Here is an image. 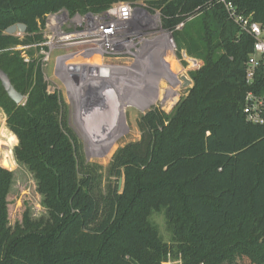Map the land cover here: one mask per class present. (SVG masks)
I'll use <instances>...</instances> for the list:
<instances>
[{
	"label": "trees",
	"instance_id": "obj_1",
	"mask_svg": "<svg viewBox=\"0 0 264 264\" xmlns=\"http://www.w3.org/2000/svg\"><path fill=\"white\" fill-rule=\"evenodd\" d=\"M230 1L264 25V0ZM122 2L159 11L178 58L185 51L202 66L171 112L142 114L140 140L116 151L102 188L101 167L87 163L35 45L50 13L99 14ZM18 24L22 37L6 33ZM254 42L215 0H0V69L26 98L17 104L0 80V109L15 163L33 174L48 214L33 219L26 209L10 225L15 173L0 166V264H162L169 253L182 264H264V126L243 113Z\"/></svg>",
	"mask_w": 264,
	"mask_h": 264
},
{
	"label": "rangeland",
	"instance_id": "obj_2",
	"mask_svg": "<svg viewBox=\"0 0 264 264\" xmlns=\"http://www.w3.org/2000/svg\"><path fill=\"white\" fill-rule=\"evenodd\" d=\"M139 7L141 10L138 13L146 16L149 12L146 5L142 4ZM150 24L151 28L137 40L139 43L133 41V45L125 49V54L105 56L104 67L92 68L95 61L101 58L94 57L88 52V46L83 44L70 47L60 44L54 47L52 42L47 49L36 53L37 58L42 56L43 71L50 90H59L68 105L69 123L82 145V153L87 163L101 167L102 188H106L108 184L107 168L116 151L130 142L140 140L141 132L137 122L142 114L155 107L167 113L171 112L193 86L192 82L191 86L185 87L182 77L192 81L190 73L202 66V62L196 58L189 56L185 58L183 56L185 51L181 53L183 59L178 58L177 49L171 46L172 42L167 35L168 32L163 30L160 18L151 21ZM71 31L68 22L59 30L60 33ZM43 33L46 43H50L51 33L45 29ZM16 35L23 36L20 32H16ZM164 50L166 56H162ZM171 59L175 63L168 65ZM92 78L94 79L91 80ZM96 82L109 86L108 91L115 96L114 115L118 114L114 133L108 134L109 139L103 145L92 140V135L88 133L82 121L84 115L81 104L87 101L86 94L90 92L91 98L96 99L97 96L93 95L100 93L94 85ZM107 98L104 96L105 100ZM5 117L0 109V128L4 129L5 134L10 135V131L4 125ZM12 140L5 138L0 141V166L15 173L14 183L7 197L10 225L14 226L21 223L26 209H30L33 219L47 217L48 214L37 191V181L33 174L17 163H14L13 169L4 164L5 155H9L15 162V139ZM152 222L160 229L163 238L169 241L170 233L167 231L164 216L155 214ZM246 263H250L247 258L244 264Z\"/></svg>",
	"mask_w": 264,
	"mask_h": 264
},
{
	"label": "built area",
	"instance_id": "obj_3",
	"mask_svg": "<svg viewBox=\"0 0 264 264\" xmlns=\"http://www.w3.org/2000/svg\"><path fill=\"white\" fill-rule=\"evenodd\" d=\"M215 1L223 6L229 18L239 26L243 33L252 36L255 40L253 51L248 58L246 72V82L252 89L246 95L243 113L247 122L264 126V25L253 21L251 17L240 14L230 0ZM139 6L122 2L99 14L71 15L66 10L50 13L46 17L44 26V29L51 33L50 43H46L45 40L35 46H40L44 51L47 46L52 45V42L54 47L60 44L67 47L78 44L87 45L88 52L94 57L101 59L103 57V60H96L92 68L102 67L105 56L125 54V49L133 45V41L138 44L137 40L141 34H145V31L151 28V21L161 19L159 11L148 12L146 16L139 14L138 11L141 10ZM67 22L72 31L60 33L59 30ZM183 25H178L177 29H181ZM167 35L172 42V33L168 32ZM172 47L177 49L173 43ZM96 78L99 80L98 77ZM100 87L97 85L96 89ZM48 90L50 93L53 92L50 88ZM162 264H182L181 255L174 258L169 253Z\"/></svg>",
	"mask_w": 264,
	"mask_h": 264
},
{
	"label": "bare ground",
	"instance_id": "obj_4",
	"mask_svg": "<svg viewBox=\"0 0 264 264\" xmlns=\"http://www.w3.org/2000/svg\"><path fill=\"white\" fill-rule=\"evenodd\" d=\"M171 46H172V44H171ZM165 54H166V51L162 54V56H166ZM102 84L103 83H100V82H96V84H94L95 86H97V85L103 86V88L101 90V91H103L102 94H99L97 97V98H100L101 101L100 102L97 101V105L92 104V107H82V115L85 116L84 120L86 122V126L88 127L87 129H89V132H91L92 140L94 142L105 140L109 136L108 134L112 130V125H110L111 122H109V117L105 116V118L103 119L102 118L103 115L101 116L97 112V109H98L97 106H102L99 108L107 111L110 108V107H107L108 106L106 103L107 100L115 99V96L112 94V92L108 91L109 86H107V85L105 86ZM104 87H105V89H104ZM104 90H105V92H104ZM88 93L86 94V100L91 101L90 99H92L91 98L92 95L90 94V92H88ZM104 96L108 97L107 100L104 99ZM100 126L104 127V129H105L104 135H103V133H101ZM99 135H101V136H99Z\"/></svg>",
	"mask_w": 264,
	"mask_h": 264
},
{
	"label": "water",
	"instance_id": "obj_5",
	"mask_svg": "<svg viewBox=\"0 0 264 264\" xmlns=\"http://www.w3.org/2000/svg\"><path fill=\"white\" fill-rule=\"evenodd\" d=\"M25 31H26V26L23 24H18V25H14V26L10 27L6 33L10 34V35H14V34H16V32L24 33ZM171 39H172V43L176 47V43L174 41L173 35H172ZM183 56L185 58L188 57L186 52H183ZM0 80L2 82L3 87L5 88V90L7 92V94L9 95V97L13 101H15L17 104H21V103L25 102L26 98L14 88V86L12 85L8 75L5 72H3L1 69H0ZM182 80L185 83V85H184L185 87L191 86V83H192L191 80L187 79L186 77H182ZM102 88H103V86L100 87V90H99L100 93H98V94H102V92H103V91H101ZM104 89H105V87H104ZM104 92H105V90H104ZM97 97H96V99H98ZM92 101H93V99H91L90 104L92 103ZM122 183H123V177L120 178L119 188L122 187Z\"/></svg>",
	"mask_w": 264,
	"mask_h": 264
},
{
	"label": "flooded vegetation",
	"instance_id": "obj_6",
	"mask_svg": "<svg viewBox=\"0 0 264 264\" xmlns=\"http://www.w3.org/2000/svg\"><path fill=\"white\" fill-rule=\"evenodd\" d=\"M98 101L100 102L101 99L98 98ZM95 102H97V101L93 100L92 103L90 104V101H85L83 104H81V106L82 107H92V104H94ZM99 107H102V106H97V108H98L97 109L98 114H100L101 116L103 115V117H102L103 119L105 118V116L109 117V122H111L110 125H112L111 134L114 133V126L117 124V118H118V114L115 113V115H114V112H116L115 111L116 108H114V107H116V106H107V107H110L107 111L104 110V109H101ZM84 119H85V116H84V118H82V121L84 122V125L86 126V122L84 121ZM87 128L88 127L86 126V129ZM100 128H101V133H103V135H104V131H105L104 127L100 126ZM87 131H88L89 134H91V132H89V129H87ZM99 136H101V135H99ZM108 137L105 140L98 141L96 143L97 144H100V145H103L109 139Z\"/></svg>",
	"mask_w": 264,
	"mask_h": 264
},
{
	"label": "crops",
	"instance_id": "obj_7",
	"mask_svg": "<svg viewBox=\"0 0 264 264\" xmlns=\"http://www.w3.org/2000/svg\"><path fill=\"white\" fill-rule=\"evenodd\" d=\"M99 89L100 88H97V90L99 91ZM99 94H94V96H98ZM93 100H95V99H93ZM97 100V99H96ZM95 100V101H96ZM115 101H113V100H108L106 103H107V105L108 106H115V103H114ZM114 104V105H113ZM94 105H97V102H95L94 103ZM6 118V117H5ZM4 125H6V120H5V124ZM5 138H7V135L5 134V131H4V129L1 127L0 128V141H2V139H5ZM15 163V162H14Z\"/></svg>",
	"mask_w": 264,
	"mask_h": 264
}]
</instances>
